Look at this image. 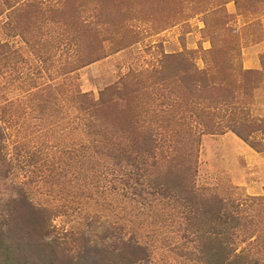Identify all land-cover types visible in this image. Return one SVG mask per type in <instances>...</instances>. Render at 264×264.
Returning <instances> with one entry per match:
<instances>
[{"label": "rangeland", "instance_id": "obj_1", "mask_svg": "<svg viewBox=\"0 0 264 264\" xmlns=\"http://www.w3.org/2000/svg\"><path fill=\"white\" fill-rule=\"evenodd\" d=\"M259 1L0 0V230L13 218L11 225L25 228L15 214L9 218L20 187L53 214L56 233L67 235L56 258L31 250L26 264L78 262L80 236L111 250L137 242L150 250L153 264H217L218 239L232 262L264 264V190L251 195L233 185L226 169L231 150L219 148L235 129L264 151ZM78 27L89 31L87 44L101 57L75 70V46L86 43ZM111 86L136 97L113 103V114H142L157 141L155 158H110L97 147L101 137L90 136L93 118L80 111L77 95L98 100ZM202 120L220 132L203 134ZM178 131L203 135L196 186L223 201L221 215L229 220L222 225L179 192L154 184L164 181L161 154L170 155ZM27 233L35 237L28 228L20 234L34 243ZM4 248L1 264L9 258Z\"/></svg>", "mask_w": 264, "mask_h": 264}, {"label": "trees", "instance_id": "obj_2", "mask_svg": "<svg viewBox=\"0 0 264 264\" xmlns=\"http://www.w3.org/2000/svg\"><path fill=\"white\" fill-rule=\"evenodd\" d=\"M237 1L240 2V0ZM259 3H264V1H259ZM88 33L89 31L83 27H78L76 30V35H83L86 43L80 42V44L75 46L79 55L75 70L89 65L101 57L93 56L89 42L87 44V40L89 41ZM221 50L222 48L220 51ZM205 80L206 79H204V81ZM202 84L203 89L209 87L205 82ZM135 98L136 97L133 95H123L122 89L120 90L113 86L100 92L98 100L87 94L79 93L77 95V103L82 104L80 111L83 115L89 116L90 119L93 118L92 122H88L86 125V128L91 132L90 136L93 133L95 137H101L99 141H96L98 143L97 147H99L100 150L106 149L110 158L114 157L118 159V156L124 154L122 157V159L124 158L123 160L128 159L130 161L139 162L141 159L146 160L148 158L144 155H148L149 158H155L157 154L158 146L157 141L153 137L154 131L141 124L139 119L142 114L135 111H128L129 113H125L124 110L117 114H113V103L117 102L116 105L121 101L130 103L135 101ZM122 116L128 118H122ZM204 116L205 113L201 118L203 119ZM97 122L105 129V133L96 129V127H99V125L96 124ZM203 125V134L207 133L214 135L220 132L218 131L220 130L219 126L215 124H208L205 122ZM108 130H111L110 137L106 136ZM231 132L237 135L256 152H264L256 149L239 131L231 129ZM112 136L118 139L117 143H115L116 141H114L113 138L111 139ZM202 136V133L196 134L191 131H183L182 134H180L179 131L174 133L170 155L161 154V162L164 163L165 161V164L161 165L159 173H164V181L161 183L154 182V184L160 187L163 186L169 191L179 192L185 202L194 204L198 208V213L201 211L202 215L209 216V221L215 223L219 222L218 225H222L225 223V220H229L225 218L227 216L223 217L221 215L223 201L217 197L203 194L196 186ZM4 138L5 136L0 124V167L3 166L5 161L2 157V144L5 141ZM144 162L146 163L147 161ZM152 165L155 166L157 163ZM17 192V197L11 198V202L14 206L13 209H11L9 218L12 219L15 214L17 217L16 219H19L25 228L33 232L35 237H33L31 233H27V237L29 238L30 236V239L34 240V243L30 244L24 241V237L21 234L25 231V228H20L16 223L11 225L15 220L13 218L12 222L7 224L6 229L3 227L4 230H0V248L5 247L6 253L4 254H8L9 256L8 260L2 264H26L24 260L28 255L27 252L31 250L37 255L41 253L42 256L52 255L56 258V247L63 245L62 240L67 235L56 233V228L51 224L53 214L49 213L45 208H38L29 199L26 191L22 188L18 187ZM239 223L241 224V222ZM231 226H234V224ZM52 235L54 236L53 240L51 242H45V239ZM76 240H84V242L80 244L78 262H72L71 264H81V261H84L85 264H111L114 260L122 261V264L123 262L124 264H153L152 258H150L152 257L150 250L137 242L125 241L121 243L120 247L117 245V247H114L116 248L115 250H111L109 247L92 245L89 243V240H86L83 236H80V238ZM216 242L217 245L214 256L217 264H237V262H232L227 255H223L222 245L219 243L218 239H216Z\"/></svg>", "mask_w": 264, "mask_h": 264}, {"label": "crops", "instance_id": "obj_3", "mask_svg": "<svg viewBox=\"0 0 264 264\" xmlns=\"http://www.w3.org/2000/svg\"><path fill=\"white\" fill-rule=\"evenodd\" d=\"M220 143V149L231 150V183L251 195H259L264 190V152L258 153L231 132V138ZM217 148L218 150H220ZM221 152L223 150H220ZM220 155V154H219ZM222 163V162H221Z\"/></svg>", "mask_w": 264, "mask_h": 264}]
</instances>
